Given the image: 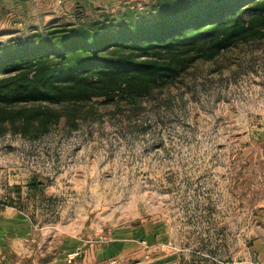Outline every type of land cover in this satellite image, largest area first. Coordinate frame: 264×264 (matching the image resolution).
Listing matches in <instances>:
<instances>
[{
	"label": "rangeland",
	"instance_id": "374dc122",
	"mask_svg": "<svg viewBox=\"0 0 264 264\" xmlns=\"http://www.w3.org/2000/svg\"><path fill=\"white\" fill-rule=\"evenodd\" d=\"M152 2L77 0L49 15H4L0 44L140 15ZM157 100L132 119L98 102L72 129L62 120L37 140L0 136V208L35 228L92 237L139 228L146 262L263 264L264 38L197 61Z\"/></svg>",
	"mask_w": 264,
	"mask_h": 264
},
{
	"label": "trees",
	"instance_id": "16d2710c",
	"mask_svg": "<svg viewBox=\"0 0 264 264\" xmlns=\"http://www.w3.org/2000/svg\"><path fill=\"white\" fill-rule=\"evenodd\" d=\"M148 10L0 44V136L37 140L62 120L72 129L98 102L136 118L197 61L264 38V0H153Z\"/></svg>",
	"mask_w": 264,
	"mask_h": 264
},
{
	"label": "crops",
	"instance_id": "0c3cea01",
	"mask_svg": "<svg viewBox=\"0 0 264 264\" xmlns=\"http://www.w3.org/2000/svg\"><path fill=\"white\" fill-rule=\"evenodd\" d=\"M102 1V0H87ZM77 0H0V25L4 15L14 21L31 14L49 15L73 6ZM63 7V8H62ZM10 19V18H9ZM51 24V23H49ZM140 229L108 231L106 236L80 228L73 232L59 228H35L28 218L14 207L0 208V264H68V255L80 251L73 264H106L119 260L127 264H176L167 259L144 261L149 248L140 236ZM129 232L131 235L123 233ZM142 240V241H141ZM263 259L264 249L259 250Z\"/></svg>",
	"mask_w": 264,
	"mask_h": 264
},
{
	"label": "built area",
	"instance_id": "2783aa9c",
	"mask_svg": "<svg viewBox=\"0 0 264 264\" xmlns=\"http://www.w3.org/2000/svg\"><path fill=\"white\" fill-rule=\"evenodd\" d=\"M144 244L146 245V242H144ZM80 256V251H76L70 255H68L67 260H68V264H73V262L79 258ZM106 264H121V262L119 260H112L107 262Z\"/></svg>",
	"mask_w": 264,
	"mask_h": 264
}]
</instances>
